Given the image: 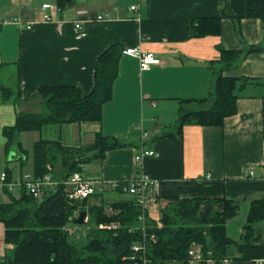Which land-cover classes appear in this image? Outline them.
<instances>
[{"label": "crops", "instance_id": "crops-1", "mask_svg": "<svg viewBox=\"0 0 264 264\" xmlns=\"http://www.w3.org/2000/svg\"><path fill=\"white\" fill-rule=\"evenodd\" d=\"M44 4L61 8L56 20H44ZM247 5L248 0H0V83L20 91V111L41 113L43 87L74 86L90 95L100 56L121 46L119 74L101 120L48 125L34 131L35 142L59 140L78 149L91 147L98 134L116 139L121 147L80 164L85 177L107 183L137 178L135 157L155 151L142 168L158 182L144 191L148 218L158 223L174 197L200 199L199 215L210 218L224 210L228 195L248 194L239 197V214L227 224L228 234L240 241L252 200L264 198V21L248 17ZM224 8L232 17L224 18ZM209 17L222 18V34L188 38V21ZM130 47L153 52L162 63L142 70L140 60L125 53ZM219 47L244 51L236 67L223 71L250 82L236 91L237 113L222 127L188 123L177 134L183 100L210 95L223 68ZM252 47L258 50L246 54ZM16 120V106L0 102V152L7 143L3 130ZM16 152L5 151V159L17 170L24 160ZM96 152L88 150V156ZM96 190L89 204L107 212L111 203L132 198L99 184ZM1 229L0 259L13 247L5 243L0 222Z\"/></svg>", "mask_w": 264, "mask_h": 264}, {"label": "trees", "instance_id": "trees-1", "mask_svg": "<svg viewBox=\"0 0 264 264\" xmlns=\"http://www.w3.org/2000/svg\"><path fill=\"white\" fill-rule=\"evenodd\" d=\"M224 9V18L232 17ZM247 10L248 17L264 21V0H248ZM221 34V17L196 18L187 23L188 38ZM219 50L223 68L216 74L210 95L203 99L183 100L177 134L188 123L222 127L227 117L237 113L236 91L242 87L241 83L246 84L249 80L224 76L223 71L236 67L244 51L223 47ZM256 50L258 48L252 47L246 54ZM122 53V47L115 45L100 56L96 85L88 96H83L74 86L43 87L39 92L44 100L41 113L20 111V91L0 83V102L12 103L17 109L16 124L3 130L7 138V155L15 150L24 160L22 164L26 163L28 151L21 142L24 132L41 131L52 124L99 122L104 104L112 99ZM188 103L201 106L187 109ZM176 133L169 132L166 136L172 137ZM121 146L116 139L102 134L96 136L89 148L66 147L59 140L40 139L35 142L34 176L43 177L51 173L60 184L47 189L40 200L23 189L19 199L10 196L8 202L0 201L4 241L13 246L0 259V264H135L128 259L131 248L144 238L150 264H189L188 252L193 244L200 245L205 258L214 260L215 264L225 259L233 263L255 264L254 260L264 259V198L252 200L240 241L229 236L227 224L239 214V197H247L248 194L228 195L223 199L224 210L215 212L210 218L199 215L200 199H168V205L161 210L160 222L148 219L146 235L140 229L141 207L133 197L111 203V212H107L103 205L89 204V199L97 195L82 201L69 199L63 182L75 172H81L80 164L101 158L106 151ZM88 150L97 152L90 158ZM82 153L86 156L77 159ZM7 173L11 178V171L7 170ZM81 210L88 212L89 219L84 225H75L72 220ZM112 223H118L119 227L100 228L102 224Z\"/></svg>", "mask_w": 264, "mask_h": 264}, {"label": "built area", "instance_id": "built-area-1", "mask_svg": "<svg viewBox=\"0 0 264 264\" xmlns=\"http://www.w3.org/2000/svg\"><path fill=\"white\" fill-rule=\"evenodd\" d=\"M141 2H146L147 0H140ZM44 12L43 18L46 22H52L57 19L61 8L58 5L44 4L41 7ZM132 10H137L138 6L134 5L131 7ZM102 19V17H99ZM78 29H82V25H76ZM125 53L140 60V66L142 70H149L153 65H160L162 62L153 52H143L142 49L138 47H130L125 49ZM144 136L147 133L143 134ZM156 153L153 150H142L140 154L135 157L136 163L139 166L140 174L137 178L130 181H114L107 183L106 181H94L85 177L81 172H75L71 177H69L63 183L66 186L67 196L71 200H84L86 198H91L97 194L96 185H101L103 189L111 188L124 196L133 197L139 207H141L142 214L139 217L140 229L144 235L147 232V221L148 215L145 209V195L144 191L148 186L156 185L158 182L143 171L142 164L146 157L155 156ZM252 175L253 172L251 171ZM59 181L54 179L51 173L43 177H35L33 173L26 172L20 176L11 177L7 171H3L0 175V188L2 190H8L12 192L14 189L19 188L21 190L25 189L28 194L34 198L40 200L45 194L47 189L55 188ZM119 227L118 223H112L109 225H100V228L116 229ZM152 239L154 237H151ZM146 239L142 242L136 243L131 248V255L128 258L135 264H150V260L147 256ZM264 259L254 260L255 264H262ZM188 263L189 264H215L212 259H207L204 256L202 248L200 245L193 244L188 252ZM220 264H234L232 260L225 259Z\"/></svg>", "mask_w": 264, "mask_h": 264}, {"label": "rangeland", "instance_id": "rangeland-1", "mask_svg": "<svg viewBox=\"0 0 264 264\" xmlns=\"http://www.w3.org/2000/svg\"><path fill=\"white\" fill-rule=\"evenodd\" d=\"M200 106H201L200 104H196V105L190 104V105H186L185 107L187 109H192V108H198ZM36 132H38V131H36ZM36 136H37V134L34 131L22 133L21 142H22V146L24 147V149H26L28 151V160L24 165H22V167L20 166L21 168L19 167L17 170L13 167V165L6 164L7 160L5 159V149L0 152V175L5 170L11 171L12 177L20 176L26 172H34L35 166H34V162H33V147L35 144V140L37 138ZM44 138H46V137H44ZM85 156H86V154L82 153V155L80 157H78L77 159L84 158ZM20 170H22V172L16 173V171H20ZM0 194H2L1 198H0L1 202H8L10 200V196H14V197H16V199L17 198L19 199L21 196L20 190L18 188L14 189L10 193H7L5 190H2L0 188ZM116 196L118 198H122V196L120 194H117ZM71 226H73V225H69V227H71ZM2 231H3V229L0 230V238L2 237V234H3ZM229 235L231 237H234V235L231 232H229ZM244 263L251 264V262H244Z\"/></svg>", "mask_w": 264, "mask_h": 264}, {"label": "water", "instance_id": "water-1", "mask_svg": "<svg viewBox=\"0 0 264 264\" xmlns=\"http://www.w3.org/2000/svg\"><path fill=\"white\" fill-rule=\"evenodd\" d=\"M88 219V212L81 210L78 215L72 220L75 225H84Z\"/></svg>", "mask_w": 264, "mask_h": 264}]
</instances>
